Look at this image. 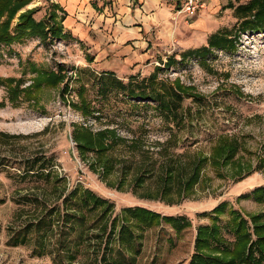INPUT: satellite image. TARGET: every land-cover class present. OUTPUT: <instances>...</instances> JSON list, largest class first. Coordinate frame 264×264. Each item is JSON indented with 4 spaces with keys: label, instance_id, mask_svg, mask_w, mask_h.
<instances>
[{
    "label": "rangeland",
    "instance_id": "374dc122",
    "mask_svg": "<svg viewBox=\"0 0 264 264\" xmlns=\"http://www.w3.org/2000/svg\"><path fill=\"white\" fill-rule=\"evenodd\" d=\"M166 1L172 4L177 16L173 23L178 26L161 45L158 64L139 62L115 72L106 69L105 56L98 55L99 46L111 48L110 25H119L127 14L123 0H80L69 11L71 18H85L87 29L92 26L95 34L88 38L73 32L67 39L49 43L25 35L0 45V264H56L58 239L63 238L57 215L44 246L34 227L26 243L14 245L12 236L42 216L45 206L62 212L63 198L76 186L112 205L108 222L128 206L163 216L151 226L128 217L129 226L139 235L134 264H188L198 227L215 223L230 243L234 240L227 227L231 216L241 215L250 227L249 216L264 213V201L255 199L261 195L255 190L264 187V32L239 34L234 8L248 0H201L204 6L193 17L178 13L181 0ZM55 3L65 7L63 0H29L16 12L11 26L25 11L32 10L35 21L44 19ZM137 4L131 1L129 6ZM223 31L235 36L234 50L212 48L205 58L182 56ZM170 55L175 63L164 68ZM155 66L162 70L150 83ZM59 68L65 74L63 81L37 84V79L44 80L40 72ZM8 78L14 81L5 82ZM176 80L195 96L184 97L174 109L172 102L177 101L171 93ZM117 81L133 88L149 82L165 100H172L170 122L156 101L131 98ZM14 85L19 92L11 101L8 89ZM111 129L119 139L110 141L108 134L104 151L77 148L76 134L96 136ZM226 140L237 145L236 154L228 162L215 163L216 148ZM203 156L199 178L191 184L187 180L193 161ZM220 202L222 209L214 211ZM97 215L88 216L86 224ZM166 216L184 219L175 224ZM103 224L97 219L87 227L89 235L83 237L80 252L69 264L99 263ZM66 244L70 247L71 242ZM111 244L115 248L117 241ZM95 246H100L99 251H93Z\"/></svg>",
    "mask_w": 264,
    "mask_h": 264
},
{
    "label": "trees",
    "instance_id": "16d2710c",
    "mask_svg": "<svg viewBox=\"0 0 264 264\" xmlns=\"http://www.w3.org/2000/svg\"><path fill=\"white\" fill-rule=\"evenodd\" d=\"M29 0H0V45H8L14 41H19L25 35H35L41 40L51 43L57 39H67L71 35V31L64 27V20L67 17V12L57 3L52 4V8L45 14L44 19L35 21L32 17L33 11H25L20 14L18 22L14 26H11V21L16 12L25 5ZM136 1V0H134ZM94 4V2H93ZM61 11L62 14L59 16L57 13ZM235 15L237 17L239 34L240 32H264V0H248L243 4H239L234 8ZM235 37V36H234ZM231 38L228 31L218 32L211 35L208 38L207 45L199 48H190L184 51L182 56L198 54L201 58H205L210 49L219 48L230 50L235 49L236 39ZM234 39V40H233ZM175 63L174 56L170 55L166 58L163 63L164 68H168ZM62 68H59L58 72L50 71L47 74L39 73L40 76H44V80L41 82L37 79V84L52 83L53 85L63 81L65 74L62 72ZM162 70L161 67L155 66L152 73H150L148 79L150 83L157 79L158 72ZM13 78L6 79L5 82H12ZM2 80L0 79V83ZM120 89L133 99L141 101H156L158 108L166 115V121L170 122L169 114H172L175 108L180 105V100L184 97L195 96L188 94L186 86L182 85L180 81H175V90L171 93L174 99L165 100L161 93H157L150 87V83L136 84L135 88L131 87L129 83H123L117 81ZM3 84H5L3 82ZM18 84V83H16ZM6 85V84H5ZM67 83L64 84V89L67 87ZM8 97L11 101H15L17 97L18 89L16 85L9 87ZM174 103V109H172L170 103ZM2 102H0L1 105ZM175 114H180L175 112ZM171 119V118H170ZM112 135L110 141L119 138L115 137L114 130H104L92 135L91 133H81V136L76 134V145L79 150H95L104 151L108 148L109 144L107 135ZM114 141V140H112ZM237 151V145L231 142L224 141L216 148L215 163L219 160L228 162L233 159ZM221 158V159H219ZM206 157H198L194 160L193 171L189 175L188 180L191 184L195 183L199 178L200 165L205 162ZM109 170H107L108 172ZM255 192H261L260 196H256L257 202L264 201V187L257 188ZM63 204L65 208L61 210H55L52 206H45V213L40 216L35 222H29L23 227L14 231L12 241L14 245L18 243L27 242V234L30 229L35 230V234L38 232L41 245H45V237L52 231L54 223V217L57 215L56 221L61 228V234L63 238L58 239V251L55 252L54 261L56 264H69L73 261L76 255L80 252V245L84 243L83 237L89 234L87 227L90 229V225L97 219L104 224L101 226V236L105 239L101 240L100 245L103 242V247L100 250V257L98 264H134L135 258L133 255L139 253V235L134 232L129 226V218L137 219L143 226H151L156 220V217H161L160 214L146 209L140 206H128L124 207L120 214L112 215L110 222H108L107 212L111 214V204L94 194L93 192L82 189L80 186H76L67 196L63 198ZM110 207V209H109ZM223 203H219L214 207V211H220ZM101 209L99 212L98 210ZM89 224H86L88 216L93 213H97ZM251 226L249 227L248 220L241 215H234L229 218L227 223L228 231L234 236L232 242H227L222 234L220 226L212 223L207 226H200L197 229V234L194 242V253L188 264H264V221L261 219L264 217L263 214H251L250 216ZM107 218V219H106ZM164 219L171 221L175 224L178 223V219L181 221L183 217L175 218L166 216ZM215 219V218H214ZM128 222V224H126ZM117 229V233L116 230ZM71 235H76L72 238ZM97 234V237H100ZM254 238H253V237ZM37 240V238H35ZM116 240L117 244L115 248L111 243ZM67 242H71L70 247L67 246ZM97 249V250H95ZM93 251L97 252L100 246H95ZM72 250H74L72 252ZM93 251L91 253H93ZM130 251L132 256L127 253ZM65 257L64 260L60 258ZM98 262L97 260H95Z\"/></svg>",
    "mask_w": 264,
    "mask_h": 264
},
{
    "label": "crops",
    "instance_id": "0c3cea01",
    "mask_svg": "<svg viewBox=\"0 0 264 264\" xmlns=\"http://www.w3.org/2000/svg\"><path fill=\"white\" fill-rule=\"evenodd\" d=\"M131 1L135 2L134 0H123L124 4L126 2L128 4L126 7L128 11L119 25H110L111 48L99 46L97 50L98 55L105 56L106 69H113L115 72L136 67L139 62L158 64L155 60L158 58L157 53L161 45L171 39L170 31L178 26L177 23V26L174 24L177 16L173 11L172 4L168 1L137 0L136 7L129 6ZM78 2L80 0H63L62 4L65 5L64 10L67 14L76 8ZM81 4L85 6L84 1ZM85 21V18H79V16L71 18L70 15H67L63 23L71 33L74 32L79 38L85 39L90 34H95L92 26L86 28ZM194 26L198 28L197 23ZM179 27L181 30L180 25Z\"/></svg>",
    "mask_w": 264,
    "mask_h": 264
},
{
    "label": "built area",
    "instance_id": "2783aa9c",
    "mask_svg": "<svg viewBox=\"0 0 264 264\" xmlns=\"http://www.w3.org/2000/svg\"><path fill=\"white\" fill-rule=\"evenodd\" d=\"M204 4L201 0H181V8L178 13H184L186 16L193 17L199 8Z\"/></svg>",
    "mask_w": 264,
    "mask_h": 264
}]
</instances>
